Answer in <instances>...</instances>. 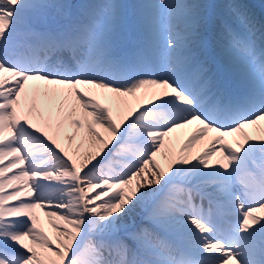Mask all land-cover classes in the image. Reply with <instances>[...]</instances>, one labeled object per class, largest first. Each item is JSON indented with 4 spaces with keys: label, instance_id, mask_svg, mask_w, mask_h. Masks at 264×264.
I'll list each match as a JSON object with an SVG mask.
<instances>
[{
    "label": "snow or ice",
    "instance_id": "obj_1",
    "mask_svg": "<svg viewBox=\"0 0 264 264\" xmlns=\"http://www.w3.org/2000/svg\"><path fill=\"white\" fill-rule=\"evenodd\" d=\"M0 264H264V0H0Z\"/></svg>",
    "mask_w": 264,
    "mask_h": 264
},
{
    "label": "bare ground",
    "instance_id": "obj_2",
    "mask_svg": "<svg viewBox=\"0 0 264 264\" xmlns=\"http://www.w3.org/2000/svg\"><path fill=\"white\" fill-rule=\"evenodd\" d=\"M185 130H186V129H180V130H177L176 133L172 134V146L174 147V149H175V144H176V137H175V134L180 135V134L183 133ZM177 135H176V136H177ZM166 144H167V141H166ZM206 146H207V142H206V141H205V142L198 143V144L196 145L195 149L189 150V152H194L197 148H199V147H203V148H205ZM203 148H202V149H203ZM178 151H179V150H178ZM217 156H218V154L214 153V157H211L210 160H209V162H210V163H213V162L215 161V159L217 158ZM161 163H162V164L164 163V161H163L162 158H161ZM37 211L40 212V210H37ZM40 215H41V217L43 218V214H42V212L40 213ZM45 229H46L47 231H50V226L47 225V223H45Z\"/></svg>",
    "mask_w": 264,
    "mask_h": 264
}]
</instances>
